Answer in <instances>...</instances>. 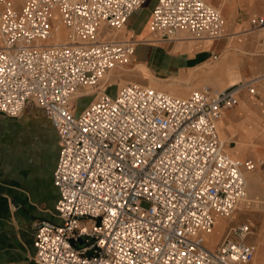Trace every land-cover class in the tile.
<instances>
[{"label": "built area", "instance_id": "built-area-1", "mask_svg": "<svg viewBox=\"0 0 264 264\" xmlns=\"http://www.w3.org/2000/svg\"><path fill=\"white\" fill-rule=\"evenodd\" d=\"M147 0H0V114L43 110L59 139L52 172L58 222L33 224V264H250L254 226L236 221L252 159L223 149L218 121L260 79L186 96L137 82L107 91L140 41L118 32ZM264 25V16L252 18ZM204 0H157V41L223 37ZM104 25V26H102ZM214 59L217 55L212 56ZM91 95L77 107L76 99ZM221 220V237L211 239Z\"/></svg>", "mask_w": 264, "mask_h": 264}, {"label": "crops", "instance_id": "crops-1", "mask_svg": "<svg viewBox=\"0 0 264 264\" xmlns=\"http://www.w3.org/2000/svg\"><path fill=\"white\" fill-rule=\"evenodd\" d=\"M156 2L157 0H147L131 14L123 27L125 28L123 38L131 32L140 42L136 46L131 67L125 71L129 72L128 77H121L122 80L117 81L118 87L121 86V81L149 84V78H146L144 74L145 70L151 75L155 72L166 77L181 76L185 75L188 70L193 72L211 62H215V65H212L215 73L209 77L212 85L227 83L226 87H229L243 80V77L264 69L263 59H258L257 64L253 61L254 64L252 62L241 66L233 63L232 66L225 67L230 51L239 49L245 51L244 48L248 46L246 41L243 43L245 38H238V36H247L252 32L248 30L247 33L242 34L247 29L241 30L240 21L230 16L231 9L235 7L234 0L224 2L223 11L228 17L229 27L226 28L224 24L223 37L219 40L199 41L194 39L192 41L186 33H180L178 36H181L178 39L171 41L149 40L151 12ZM247 22L244 20L242 23ZM104 29L109 30L105 27ZM118 33L119 31H110L108 36H102V38L122 39L117 38ZM260 34L262 33L250 35L249 43L254 45L256 36ZM188 38L191 41L183 40ZM244 53L251 55L248 52ZM214 54L217 55L216 59L212 57ZM112 72L108 77L113 74ZM209 72L210 70L205 73ZM255 77L260 79L255 85V94L241 92L238 96V103L223 112V119H220L223 138L219 130L220 120L218 122L224 151L233 158L252 159L256 162V168L251 171L252 173H246L247 196L238 205L236 214L250 212L256 208V205H264V159H262L264 151L255 149L264 145V139H257L258 145L252 151L238 143L249 138L250 133L247 131L251 129L264 131V113L259 114L255 110L256 105L263 104L257 99L264 98V73ZM110 89L112 88L107 87V91ZM114 89L108 92L114 94L116 92ZM245 95L248 100L243 99ZM224 122L232 125L226 129ZM232 132L234 135L229 138ZM233 137L235 138L232 140ZM227 138L230 141L224 142ZM59 146V139L51 122L46 118L43 110L33 103L26 105L21 117L11 118L0 114V264H33V224L41 219L59 221L54 215L58 191L52 183V172L57 161ZM240 206L245 208L241 209ZM263 220L264 218L262 227L264 226ZM236 221H248L255 228V224L248 217ZM253 235L249 237V242L254 243ZM260 236L256 239L257 243H259ZM220 237L219 235V238L213 242H217ZM258 257L260 260L255 264H264V256L259 254Z\"/></svg>", "mask_w": 264, "mask_h": 264}, {"label": "rangeland", "instance_id": "rangeland-1", "mask_svg": "<svg viewBox=\"0 0 264 264\" xmlns=\"http://www.w3.org/2000/svg\"><path fill=\"white\" fill-rule=\"evenodd\" d=\"M153 1H155V0H153ZM204 1H206L207 3L211 4L212 6H214L216 8H218L222 12L225 26H226V28H228L229 27V23H228V19H227L228 17L225 16L224 11H223L224 2L226 0H204ZM234 1H235V7H233L231 9V11L229 13L230 16H232V19L240 21L239 23L242 24L240 27L241 30L247 29V31L243 32L242 34L247 33L248 30L250 32L251 31L252 32H251V34H247V36H245V35L238 36V38L244 37L245 39L243 40V43L246 41L247 43L246 42L245 43L248 46L246 48H244L245 51L240 50L238 47H234V48L239 49V50H232L229 52V60H228L225 67H227L229 65L232 66L233 63H238L242 66L245 64H250L253 61L255 62V64H257L259 62L258 59H263V61H264V29H260L262 25L261 26H253L249 22V19L264 16V0H234ZM244 20H247L248 22L246 24L242 23ZM124 30H125V28H123V29H121V31H119V33L117 34V38H123L124 37ZM259 32L262 34H260L259 36H256L255 41H254V45H251L249 43L250 42V40H249L250 35H255ZM109 34H110L109 30H106V29L102 30L103 36H108ZM100 37L102 38V36L99 35V38ZM150 39L156 40V37H154L153 35H150ZM186 41H191V39L188 38V40H186ZM192 41H193V39H192ZM196 41H199V40H196ZM244 52H248L251 55L245 54ZM254 62H253V64H254ZM132 63H133V59L129 63V65L124 66L121 69L113 70V72H112L113 74L110 77L106 78L108 80V83H109L108 88L109 87L112 88L110 90H113V88H115L114 90L116 91V89L118 87L117 81L122 80L121 77H128L129 72H125V71H126V69H129V67H131ZM214 63L215 62L207 63L204 66H202L201 68L195 69L193 72L191 70H188V72L185 75H181V76L166 77L165 75L155 73V72H152L154 75H151L150 73H148V71L146 72V70L144 71L145 72L144 74L147 76L146 78H149L148 83L156 84L157 87L161 86V84H162V86L159 87V89L161 88V90H162L163 88H173V89L179 91V94H175V95L186 96L193 89H197V88H201V87H205V86H210L212 88H218V89H223L224 87H226L227 83H222V84H219L218 86L212 85L209 77H210V75L215 73V70L212 69V65ZM139 68H141V67H139ZM209 70H210V72L208 74H206L205 72H207ZM262 73H264V69H262V71L254 72L250 76L243 77L242 79L244 80V79H248L251 77H255L258 74H262ZM154 78H157V79L152 80ZM165 80H167L168 82ZM121 83H122L121 85L125 84V82L123 83V81H121ZM147 85H150V84H147ZM185 85H188V87H185ZM110 90H108V91L110 92ZM91 98H92L91 95H84V96L78 97L76 99V104H77L78 109L80 110L81 108L86 106L89 103V101L91 100ZM243 99L248 100V97L245 95ZM257 101L261 102V103L263 102V104L262 105H256L257 107L255 108V110L259 114H263L264 113V98H262V97L258 98ZM251 102H252V100H251ZM23 112H22V114H23ZM22 114L19 117H21ZM15 118H18V117H15ZM221 119H223V118H221ZM226 123H228V122H226ZM219 130H220L221 136L223 138L221 120L219 122ZM247 132L250 133L249 138L247 140H242V143H247V144H249V143L254 144L255 143L252 147H248V149L253 150L258 145L257 139H260V140L264 139V131H260L259 129H251L250 131H247ZM230 136H231V134H230ZM234 138L235 137H233L232 140ZM255 149H258L259 151H264V145H260V146L256 147ZM244 150H245V148H244ZM242 151H243V149H242ZM262 159H264V156L262 157ZM243 208H245V207L242 206L241 209H243ZM245 217H248L255 224V228H254L255 233L252 236L254 243L251 242L256 247L255 248L256 249V253H255L256 257H254V260L251 263V264H255V263H257L258 260H260V257H258L259 254L264 256V252H263L264 251V226L263 227L261 226L262 219L264 218V205H258V206L256 205V208L250 212L246 211V212H242V213H240V212L237 213L235 215V220L245 219ZM263 222H264V220H263ZM221 231H222V229L220 227L217 228V231L214 235L215 241L219 238V235L221 236ZM259 235H261V236H260V239L258 240L259 243H257L256 239ZM258 249H259V254H258Z\"/></svg>", "mask_w": 264, "mask_h": 264}, {"label": "bare ground", "instance_id": "bare-ground-1", "mask_svg": "<svg viewBox=\"0 0 264 264\" xmlns=\"http://www.w3.org/2000/svg\"><path fill=\"white\" fill-rule=\"evenodd\" d=\"M262 28H264V25H262L261 26V29ZM99 35L100 36H103L102 35V31H100V33H99ZM150 35H152V34H150ZM150 35H149V40H153V39H150ZM148 36V35H147ZM181 36V35H180ZM180 36H178V37H180ZM222 38V37H221ZM220 38V39H221ZM183 40H188V39H183ZM216 40H219V39H216ZM129 65V64H128ZM127 66V65H126ZM113 71V70H112ZM147 72V71H146ZM229 74H231V73H229ZM110 75V73H108L107 75H106V78L108 77ZM189 75V74H188ZM235 78V77H234ZM155 79H157V78H154V79H152V80H155ZM231 79H232V77H231ZM165 81H167V80H165ZM157 82V81H156ZM164 82V81H163ZM168 82V81H167ZM150 85V87H152L153 86V88H156V89H159V87H161L162 86V84H161V86H159V87H157V85L156 84H151V83H149ZM183 85V84H182ZM181 85V86H182ZM184 86V85H183ZM185 87H188V85H185ZM160 90H161V88H160ZM163 91L165 90L166 92H168V93H170V94H173V95H175V94H179V91H177V90H175V89H173V88H163L162 89ZM219 122V121H218ZM218 125V124H217ZM230 125H232L231 123H226V129H228V128H230ZM236 125V124H235ZM247 125V124H246ZM235 128H236V126H235ZM239 128V127H238ZM246 129V128H245ZM237 130V129H236ZM228 131V130H227ZM225 133V132H224ZM238 133H239V131H238ZM234 135V132H232V135L231 136H233ZM231 136L229 137V138H231ZM229 138H227V139H224V142H228V141H230L229 140ZM239 143V145H245L246 147V149L248 148V147H252L254 144L253 143H249V144H247V143H242V140H241V142H238ZM252 151V150H251ZM252 173V172H251ZM251 173H249V174H251ZM248 174V175H249ZM247 175V176H248ZM246 188H247V179H246ZM241 208V207H240ZM222 225H224V222L223 221H221V220H218V222L216 223V225L214 226V228H213V231H212V233H211V239L212 240H214V235H215V233H216V231H217V228H222ZM263 229V228H262ZM215 241V240H214Z\"/></svg>", "mask_w": 264, "mask_h": 264}]
</instances>
